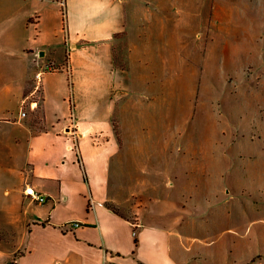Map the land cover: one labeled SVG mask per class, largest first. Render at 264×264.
I'll return each mask as SVG.
<instances>
[{
	"label": "crops",
	"instance_id": "obj_1",
	"mask_svg": "<svg viewBox=\"0 0 264 264\" xmlns=\"http://www.w3.org/2000/svg\"><path fill=\"white\" fill-rule=\"evenodd\" d=\"M64 3L63 19L58 0H0V264H205L197 238L188 242L171 174L161 193L158 181H143L159 171L142 168L135 180L125 168H141L136 101L149 111L169 101L132 97L144 80L131 71L149 65L138 55L158 49L154 17L160 7L170 16L171 1ZM121 41L130 46L125 68L114 61Z\"/></svg>",
	"mask_w": 264,
	"mask_h": 264
},
{
	"label": "rangeland",
	"instance_id": "obj_2",
	"mask_svg": "<svg viewBox=\"0 0 264 264\" xmlns=\"http://www.w3.org/2000/svg\"><path fill=\"white\" fill-rule=\"evenodd\" d=\"M170 1V16L160 7L154 17L158 49L138 55L149 65L131 71L144 80L132 97L169 101L152 111L134 103L144 147L141 168L133 160L125 168L135 180L142 168L159 171L143 181H158L161 193L171 174L188 242L197 238L205 264H264V0ZM129 49L117 42L115 65L127 66ZM32 89L40 107L37 81Z\"/></svg>",
	"mask_w": 264,
	"mask_h": 264
},
{
	"label": "built area",
	"instance_id": "obj_3",
	"mask_svg": "<svg viewBox=\"0 0 264 264\" xmlns=\"http://www.w3.org/2000/svg\"><path fill=\"white\" fill-rule=\"evenodd\" d=\"M64 2H60L61 5H63ZM21 116H25L24 111H21L20 113ZM76 139L72 141L71 146H69V149L75 150L76 151ZM24 194L31 197L34 201H36L37 203H45L47 198L43 195H39L36 192H34L31 188H26L24 190ZM79 223L78 222H72L69 223V225H67V228L71 229V228H75L78 227ZM134 235V232H133Z\"/></svg>",
	"mask_w": 264,
	"mask_h": 264
},
{
	"label": "trees",
	"instance_id": "obj_4",
	"mask_svg": "<svg viewBox=\"0 0 264 264\" xmlns=\"http://www.w3.org/2000/svg\"><path fill=\"white\" fill-rule=\"evenodd\" d=\"M65 62L66 63L68 62V56L65 57ZM113 126H114V129H115V132L118 134V131L116 129V126H115L114 122H113ZM114 210L117 211L116 209H114Z\"/></svg>",
	"mask_w": 264,
	"mask_h": 264
},
{
	"label": "water",
	"instance_id": "obj_5",
	"mask_svg": "<svg viewBox=\"0 0 264 264\" xmlns=\"http://www.w3.org/2000/svg\"><path fill=\"white\" fill-rule=\"evenodd\" d=\"M40 55L42 56V55H43V53H42V52H40Z\"/></svg>",
	"mask_w": 264,
	"mask_h": 264
}]
</instances>
